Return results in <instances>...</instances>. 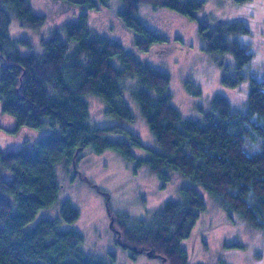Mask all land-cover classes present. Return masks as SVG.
<instances>
[{
    "label": "trees",
    "instance_id": "obj_1",
    "mask_svg": "<svg viewBox=\"0 0 264 264\" xmlns=\"http://www.w3.org/2000/svg\"><path fill=\"white\" fill-rule=\"evenodd\" d=\"M60 1L86 9L109 0ZM121 1V19L137 33L140 50L165 41L163 34L150 30L138 17L139 0ZM144 1L197 19L205 4V0ZM44 20L30 0H0L1 110L18 125L59 130L40 139L34 149L25 145L5 154L0 151L1 165L14 175L8 179L0 175V264H110L87 251L78 230L60 226L61 221L70 224L80 218L70 199L62 202L61 217H42L32 224L42 209L58 201L62 179L72 171L74 175L88 150L97 154L112 150L138 167L147 164L164 183L173 173L196 183L182 186V198L170 200L149 220L130 221L107 201L117 225L116 242L130 248L134 258L153 249L163 264H190L180 241L191 234L206 210V193L239 213L251 227L264 230L263 82L251 77L246 110H234L225 96L218 95L204 121L186 119L172 104L170 74L139 60L122 42L95 33L87 11L42 38L43 53L22 54L17 45L31 43L10 37L12 25L39 26ZM199 21L209 50L230 51L239 67L252 59L248 45L230 37L249 32L241 19ZM127 90L140 106L155 146L144 144L135 130L125 126L136 119L126 100ZM90 95L102 100L103 112L117 123L99 126L92 121ZM113 134L122 139H111ZM142 150L147 151L145 158L139 155ZM63 166L66 175L61 179ZM82 177L87 179L85 174ZM90 182L109 200L110 192ZM110 254V262L115 261Z\"/></svg>",
    "mask_w": 264,
    "mask_h": 264
},
{
    "label": "rangeland",
    "instance_id": "obj_2",
    "mask_svg": "<svg viewBox=\"0 0 264 264\" xmlns=\"http://www.w3.org/2000/svg\"><path fill=\"white\" fill-rule=\"evenodd\" d=\"M33 10L45 15L39 26L12 25L10 37L29 39L31 46L18 44L22 54L37 51L43 53L42 38L67 21H75L83 12L89 13L90 26L94 32L124 44L125 48L139 60L154 66L171 76L170 93L172 104L184 118L204 121L212 111V100L223 95L234 110H246L251 87V77L263 82L264 89V0H205L197 18L167 7H154L139 0L138 17L151 30L163 34L165 41L155 43L147 50L139 49L135 38L137 33L128 28L121 19V0H109L96 8L68 5L60 0H30ZM225 18H239L249 27V32L230 35L232 39L248 45L252 59L239 67L230 51L212 52L207 48L199 28V20L214 22ZM14 20L18 23V18ZM243 74L244 78H240ZM229 77L233 83L224 79ZM238 80V81H237ZM126 100L136 116L134 123L125 126L135 130L144 144L155 146V137L142 116L140 106L127 90ZM92 121L99 126L117 123L115 117L103 112V102L89 96ZM0 99V151L5 154L27 145L34 149L40 139L59 130L52 127L33 128L18 125L15 118L2 112ZM93 110V111H92ZM111 139H122L121 135H110ZM143 158L147 151H140ZM77 171V172H76ZM61 179L65 167L59 169ZM85 174L87 179L82 177ZM0 175L13 178V171L0 163ZM110 192L106 193L92 185ZM62 189L58 201L48 209H42L36 223L42 217H61V204L70 199L78 208L80 218L74 223L61 221L64 229H76L84 236V247L96 258L110 264H163L162 258L140 253L136 258L131 249L116 242L117 225L108 213V203L116 212L123 213L130 221L149 220L170 200L182 198L181 187L195 185L192 178L173 173L171 180L162 182L148 165L136 166L135 161L122 159L112 150L97 154L87 151L77 169L61 181ZM200 188L198 185H196ZM202 190V188H200ZM206 210L202 211L191 234L182 238L181 246L189 253L190 264H264V230L251 227L236 211L228 210L216 202L208 193L204 195ZM55 214V215H54ZM113 219V220H112ZM237 244L234 246V244ZM113 253L115 261L112 260Z\"/></svg>",
    "mask_w": 264,
    "mask_h": 264
},
{
    "label": "water",
    "instance_id": "obj_3",
    "mask_svg": "<svg viewBox=\"0 0 264 264\" xmlns=\"http://www.w3.org/2000/svg\"><path fill=\"white\" fill-rule=\"evenodd\" d=\"M148 256H153V257H157V254L155 253V251L153 249H151L150 251H147Z\"/></svg>",
    "mask_w": 264,
    "mask_h": 264
}]
</instances>
